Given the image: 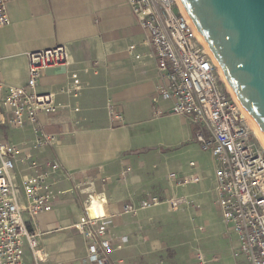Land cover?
I'll list each match as a JSON object with an SVG mask.
<instances>
[{"label": "crops", "instance_id": "obj_1", "mask_svg": "<svg viewBox=\"0 0 264 264\" xmlns=\"http://www.w3.org/2000/svg\"><path fill=\"white\" fill-rule=\"evenodd\" d=\"M7 10L11 23L0 29L6 87L26 86L29 53L65 46L69 55L68 64L46 69L37 85L60 108L38 119L55 136L53 144L36 148L30 123L0 126V143L17 146L13 178L21 189L52 163L60 166L42 182L53 192L52 211L33 219L24 214L29 229L40 234L39 264H89L86 241L73 226L93 192L116 215L110 234L118 248L109 264H248L235 256L237 237L222 220L212 157L171 102L153 104L165 82L146 57L151 48L127 1L9 0ZM74 76L81 82L75 98ZM127 168L132 171L124 177ZM150 196L161 204L123 214L126 205ZM171 201L179 202L176 209ZM20 202L25 205L23 193ZM24 262L38 264L28 246Z\"/></svg>", "mask_w": 264, "mask_h": 264}, {"label": "built area", "instance_id": "obj_2", "mask_svg": "<svg viewBox=\"0 0 264 264\" xmlns=\"http://www.w3.org/2000/svg\"><path fill=\"white\" fill-rule=\"evenodd\" d=\"M9 0H0V29L10 25L7 10ZM143 29L151 48L146 55L156 62L164 84L157 87L153 98L172 103V112L186 118L194 128V139L203 152L209 153L215 165V184L223 222L237 237L236 257L248 264H264V149L253 136L249 115L228 88L221 69L211 56L205 42L185 12L180 0H126ZM130 48V52L134 51ZM140 60L142 56L136 55ZM29 78L21 88L6 87L0 78V126L8 124L23 129L32 124L35 147L51 146L55 136L45 133L38 125L40 114L60 111L51 94L37 92V85L46 69L66 65L69 61L65 46L32 52L28 55ZM78 96L81 82L73 78ZM74 112H79L74 106ZM156 116L162 115L157 109ZM121 117H118V119ZM17 146L0 143V264H25V248L29 247L36 262H42L40 234L30 230L25 220L52 211L53 192L42 182L59 171L57 163L47 172L28 180L22 189L15 183ZM191 163V166H194ZM132 169L122 172L125 177ZM195 181H198L196 179ZM81 192V186L76 187ZM24 194L25 205L20 197ZM89 193L83 214L73 228L86 241L85 260L89 264H109L118 246L110 234L115 214L106 210L107 200ZM178 201H171L176 209ZM161 204L157 196L128 204L123 214H137ZM128 242L123 237L121 244Z\"/></svg>", "mask_w": 264, "mask_h": 264}, {"label": "water", "instance_id": "obj_3", "mask_svg": "<svg viewBox=\"0 0 264 264\" xmlns=\"http://www.w3.org/2000/svg\"><path fill=\"white\" fill-rule=\"evenodd\" d=\"M264 138V0H180Z\"/></svg>", "mask_w": 264, "mask_h": 264}, {"label": "bare ground", "instance_id": "obj_4", "mask_svg": "<svg viewBox=\"0 0 264 264\" xmlns=\"http://www.w3.org/2000/svg\"><path fill=\"white\" fill-rule=\"evenodd\" d=\"M223 79H224V77H223ZM227 84V83H226ZM249 120H250V122H252V124L251 125H253L252 126V133H253V136L255 137V139H259L260 141H261V143H262V146L263 147H261L259 144V147L260 148H262V149H264V138L261 136V135H259V133H258V126H257V124L251 119V117L249 116ZM253 127H254V129H253ZM93 197V200H94V204H93V208L96 210V208H97V197L96 196H92Z\"/></svg>", "mask_w": 264, "mask_h": 264}, {"label": "rangeland", "instance_id": "obj_5", "mask_svg": "<svg viewBox=\"0 0 264 264\" xmlns=\"http://www.w3.org/2000/svg\"><path fill=\"white\" fill-rule=\"evenodd\" d=\"M223 78V77H222ZM225 80V79H224ZM224 82H226V81H224ZM228 86V85H227ZM228 88H229V86H228ZM230 89V88H229ZM231 90V89H230ZM232 91V90H231ZM252 119V118H251ZM252 124V122H250V125ZM253 125H251V127H252ZM253 129H254V127H253ZM257 140V142H258V144L261 146V147H263L262 146V143H261V141L257 138L256 139ZM123 177V176H122Z\"/></svg>", "mask_w": 264, "mask_h": 264}]
</instances>
